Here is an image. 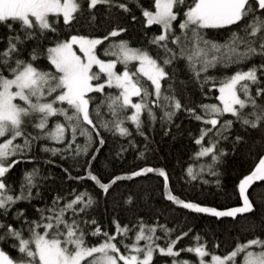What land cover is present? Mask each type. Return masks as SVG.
<instances>
[{"label": "snow or ice", "instance_id": "snow-or-ice-1", "mask_svg": "<svg viewBox=\"0 0 264 264\" xmlns=\"http://www.w3.org/2000/svg\"><path fill=\"white\" fill-rule=\"evenodd\" d=\"M132 2L141 10L144 28L159 29L144 47L122 38L128 28L118 13L130 14ZM98 6H107L106 22L114 26L93 37L101 27ZM0 27L7 29L0 37V264H153L154 254L172 257L171 264H196L176 259L185 251L206 264L210 253L198 235L195 246L176 249L188 232L172 239L173 229L146 224L142 217L131 227L114 217V231L102 230L94 216L101 199L105 205L111 199L114 210L133 205L131 196L122 205L114 195L119 182L148 174L163 178L167 201L195 214L236 220L255 213L253 195L264 203V184L258 183L264 182V155L239 181L242 206L223 211L179 198L163 168L146 166L106 181L93 168L106 143L101 130L132 146L133 128L147 142L146 126L152 130L160 123L169 135L173 127L179 130L181 113L201 125L193 137L198 146L194 159L208 158L198 171L187 167L190 180L205 172L218 176L226 158L240 152L252 132L264 147V0H152L150 9L140 0H0ZM65 29L72 34L61 38ZM223 29L228 30L223 42L212 38ZM180 74L187 79L180 80ZM189 84L210 102L188 96L183 103L177 93ZM52 157L71 160L84 174L73 175ZM17 164L33 167L15 183L8 174ZM36 165L59 166L65 184L85 182L91 190L72 188L49 200L48 182L58 178ZM89 236L98 239L89 241ZM161 239L164 246L157 243ZM210 264H264V239L238 243L224 257L212 253Z\"/></svg>", "mask_w": 264, "mask_h": 264}, {"label": "trees", "instance_id": "trees-1", "mask_svg": "<svg viewBox=\"0 0 264 264\" xmlns=\"http://www.w3.org/2000/svg\"><path fill=\"white\" fill-rule=\"evenodd\" d=\"M120 2L128 3L129 0H120ZM145 8H151L152 0H140ZM132 12L130 14L118 13L121 17L122 26L128 28L127 33L123 34L124 39L130 41L133 47L147 46L148 40L153 35L159 34L158 26L152 28H144L141 23L144 18L142 17L141 10L136 7L134 2L130 3ZM100 9L97 12L98 21L101 22L99 30H95L91 33L93 37H102L105 35L111 27L114 25L106 22L107 6H98ZM96 11V10H93ZM114 12L117 10L113 9ZM131 15L137 17L136 21H131ZM236 26H233L235 28ZM227 29L219 30V32L213 33L212 38L223 42L227 37ZM82 34L88 35V29L82 28ZM147 33V35H145ZM7 34V29L0 27V37H4ZM72 33L65 29L60 33L61 38L70 36ZM121 37L113 38L115 40ZM47 43V42H45ZM107 43V42H105ZM2 47V45H0ZM31 45H29V50ZM27 55V53H25ZM108 59V57H102ZM257 63L259 61H256ZM182 66V65H181ZM118 67H122L118 65ZM234 69H229L231 73ZM180 80H186L187 77L183 74L179 76ZM264 79V78H262ZM178 89L181 87L177 82ZM183 103H188V96L192 97L194 102H210L205 99L197 87L189 84L186 91H178L177 93ZM218 95V93H214ZM138 98H133V102H136ZM218 102V101H211ZM193 106V105H190ZM176 123L180 125L179 130L175 127L171 129L169 135L164 134V128L160 123L152 126V130L149 127H145V132L149 139L146 142L143 137L135 135V129L133 128V145L129 146L128 141L123 138L113 137L109 133L103 132L106 139V143L100 149V154L93 164L94 170L100 175L103 180H108L112 175L131 173L134 170H139L142 167L163 168L170 176V187L173 189L175 195L182 200L188 202H196L201 206L214 207L217 210H228L232 207L242 206V201L239 198L238 184L239 181L250 174L255 166L258 164L259 158L264 155V147H261L257 141L258 133L252 132L249 139V143L242 148L235 156H229L226 158V162L221 166L218 171V176L208 175L206 172L202 174L201 178L197 180H190L187 177L186 169L188 166H192L195 171L199 170V165L204 163L208 158H201L200 160L194 159L195 152L198 151V146L194 143L193 137L199 135V128L201 127L199 122L187 118V115L181 113ZM191 133V135H189ZM175 137V138H173ZM79 142H83V137L79 138ZM147 144V148H146ZM96 146H99L98 144ZM227 146V145H226ZM127 148L119 157L117 153L121 148ZM140 152H144L145 156L141 158ZM42 159L48 158L46 154L37 153ZM57 165H63L72 172L73 175H83V169L76 170L72 167L73 162L71 160H60L59 157H52ZM42 167L44 172L49 169L52 174L58 179L55 181H49L51 185L50 189L45 191V195L48 199L51 196L59 192L61 195H65L70 192L72 188L82 190L87 187L91 190V184L81 182L77 184L75 181H68L66 184L63 182L65 173L59 166L53 167L51 165H36ZM33 167L32 164H17L11 172L8 174L12 182L18 183L22 176L23 170H30ZM219 179V185L216 183ZM162 180L153 174H148L147 177H137L133 180H125L120 183V187L115 196L120 197L121 204L127 200L129 196L133 199V205H123V207L115 208L113 201L108 200L105 205L103 199H101L100 206L94 212V216L97 219L99 225L103 231H114V225L112 223L115 217L119 220L123 226L128 224L129 227L136 224L139 218H143V222L149 225H163L170 229H173L171 238L175 239L176 236L183 232H188L187 236L179 240L176 245V249L185 248L186 246H195L197 243L195 236H200V244L206 247L210 255L204 257L206 264H210L211 254H219L224 257L226 254L236 247L238 243H243L251 240L255 237L264 239V225L261 220L264 218V203H261L253 195V203L255 204V213H247L243 216L238 215L236 220L232 218H215L207 214H195L188 210H185L179 206L173 205L170 201H167L163 197ZM204 180L209 181L203 183ZM264 184V182H258ZM256 188L254 183L248 192L252 193ZM259 191V189H257ZM34 203H39L34 201ZM23 206V205H22ZM131 208V211L127 209ZM29 213L31 208L29 207ZM245 217H251V219H245ZM189 229L191 231L189 232ZM130 235H133L130 233ZM157 235L163 236L158 229ZM89 241H94L98 238L87 237ZM131 242V241H127ZM141 241V245H143ZM158 244L164 246L165 241L161 239L157 241ZM219 245L217 248L216 246ZM175 250V249H174ZM11 251V250H9ZM15 255V253H13ZM186 259L196 262L198 264L199 258L194 253L181 252L180 257L176 259ZM172 257L160 256L154 254L153 264H171Z\"/></svg>", "mask_w": 264, "mask_h": 264}, {"label": "rangeland", "instance_id": "rangeland-1", "mask_svg": "<svg viewBox=\"0 0 264 264\" xmlns=\"http://www.w3.org/2000/svg\"><path fill=\"white\" fill-rule=\"evenodd\" d=\"M77 54H78V55H82L81 53H79V51H78V50H77Z\"/></svg>", "mask_w": 264, "mask_h": 264}, {"label": "bare ground", "instance_id": "bare-ground-1", "mask_svg": "<svg viewBox=\"0 0 264 264\" xmlns=\"http://www.w3.org/2000/svg\"><path fill=\"white\" fill-rule=\"evenodd\" d=\"M157 255V254H156Z\"/></svg>", "mask_w": 264, "mask_h": 264}]
</instances>
